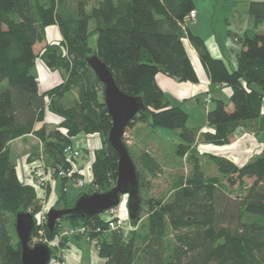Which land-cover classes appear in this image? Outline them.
Segmentation results:
<instances>
[{
    "label": "trees",
    "instance_id": "16d2710c",
    "mask_svg": "<svg viewBox=\"0 0 264 264\" xmlns=\"http://www.w3.org/2000/svg\"><path fill=\"white\" fill-rule=\"evenodd\" d=\"M90 1L0 0V264H21L14 217L18 212L37 213L41 200L40 188L20 179L10 159V142L33 135L41 143L43 158L60 182L57 209L70 207L80 196L71 199L66 188L69 180L56 174L73 167L74 161L63 153L72 137L93 134L102 141L89 166L93 191L105 192L115 184L118 154L106 141L111 119L103 85L86 61L92 54L106 65L120 91L143 100L145 110L125 129L142 123L151 129L178 130L181 143L177 148L180 155L191 159L192 173L177 184L168 202L147 201L146 220L139 224L146 229L144 236L139 231L105 232L103 218L95 215L63 218L52 230L45 224V237L56 236L62 222L68 227L86 226L104 264H264V145L243 164L209 154L218 175L206 178L191 149L198 129L187 127V112L171 105L155 81L157 73L178 82L197 81L184 44L186 37L209 70L211 84H224L232 90L230 112L228 102L213 99L214 106L206 115L212 129L202 132L204 141L225 146L243 122L259 120L263 128L264 32L256 30L264 23V0L248 4L255 32L238 39L241 50L233 71L212 58L204 42L188 31L193 0H94L87 10ZM51 26L59 29L63 51L51 46L41 59L67 77L41 92L33 47L44 40L45 30ZM92 36H96L94 46L89 43ZM73 89L77 97L67 106L65 96ZM47 109L60 119L51 131L46 127ZM38 123L41 126L35 129ZM127 151L136 168L140 197L141 173ZM144 164L150 172L157 166L149 156H144ZM77 176L82 177L76 173L73 177ZM142 210L140 206L132 224L140 223ZM34 235L35 227L31 239Z\"/></svg>",
    "mask_w": 264,
    "mask_h": 264
},
{
    "label": "rangeland",
    "instance_id": "374dc122",
    "mask_svg": "<svg viewBox=\"0 0 264 264\" xmlns=\"http://www.w3.org/2000/svg\"><path fill=\"white\" fill-rule=\"evenodd\" d=\"M94 3V0L90 1V5L87 10H89V8L94 5ZM56 27L52 29L57 35V31H59V29L58 27ZM52 29L46 28L44 40L40 43H37L36 45V76H38V74H40L42 70H47L45 69L47 65L41 59V56L45 52V50L51 46L57 48L59 47L61 35H59L60 39L55 37L53 33L54 31H52ZM95 40L96 36H92L89 41L90 46H94ZM58 49L62 53L63 49L60 47ZM47 68L49 69L47 70V72L53 75H56V71L53 70H60L57 68ZM64 76L67 77L65 73ZM37 78L40 80L39 76ZM186 83L188 82H179L178 84L185 85ZM58 84H60V82ZM257 89L260 91L259 87H257ZM1 90L2 88L0 86V91ZM97 90L101 93L100 87H98ZM163 93L171 105L180 106L185 111H187V113L189 114L187 121L188 128H192L191 126L194 125H196L198 128H203V126H206V115L208 111L211 110L214 106V95L204 94L203 96H201L200 105L198 106L194 98H191L189 95H187V90L184 91V93H181L177 92V90L175 89L170 88L169 91H164ZM206 96L211 99V103L207 106H204L203 99ZM76 97L77 91L76 89H73L69 94L65 96L64 102L67 106H70L73 104ZM263 110L264 106H262V113ZM45 114L47 119L46 127L48 131H51L59 126L60 119L54 113L50 112L47 109ZM204 128L198 129L195 143L193 144V146H191V149L196 151V156L198 157L201 170L203 171L206 178L218 175L214 164L208 159L209 154L220 155L238 164H243L258 152L257 149L260 150L264 145V142H262V140L264 139V129L263 131L258 130L259 132L255 136L251 132L248 133L250 136L244 138H247L246 141H249V143L241 140L242 143L239 144V141H236L235 138L230 137L229 143L227 145L215 146L204 141L202 137V132L206 130ZM178 134V130L151 129L149 126L142 123L134 124L131 130L125 129L122 141L129 152L132 154L136 167L141 173L140 200L143 210L140 212V223L138 222L136 225L132 224L128 217L127 196H123L120 198L121 201L125 202L121 211V215L125 218V226L123 230H120L123 233L129 234L132 231H139L140 234L144 236L146 229L144 227H140L141 225L139 224H143L146 220L148 209L147 201L152 199L154 201L168 202L177 184L182 179L184 181L185 179L190 177L192 173V162L187 154L183 156L180 155L177 147L181 143V139L179 138ZM243 135H246L245 132L242 133V136ZM33 138H29V142L17 141L13 143L10 147V159L16 165L20 179L26 184L32 183L35 185V187H37L33 175L34 171L41 165L46 166V168L44 169L45 172L51 171L52 168H50L49 164L45 162L42 156L43 149L41 143L35 136H33ZM24 140L25 139H23V141ZM71 140L72 143L80 149L81 154L76 160V165H78L79 168L82 169V179L85 182V186L83 188L75 187L73 185V181H69L67 183V194L72 199V197L74 196H81L83 194H90L94 192V189L90 184V172L87 166L89 165L90 161H93L95 149L102 146V141L98 135L93 134H79L75 137H72ZM257 146L258 148L256 149ZM24 147L25 149H27V151H29L28 148L31 149L30 154L32 156L30 157L29 155L28 160V155L24 156L23 153L19 152L20 149H24ZM234 147L236 149H234ZM221 148L226 149L221 150ZM246 149L250 150V152L246 153V157L244 159V157L239 154V150L242 151ZM144 156H149L152 160L155 161L157 166L156 169H154L152 172L149 171L148 167L144 166ZM50 175L51 187L49 189V194L46 196L45 200L43 199L45 192H43L42 189L40 190L39 187V191L37 190L38 196H40L41 201H43V203H40V210L34 214L30 211H26L33 217L39 216V214L41 213H47L51 208H55L57 196L59 195V192L57 193V191H59L60 189V182L58 181V178H56L55 174L51 172ZM62 224L63 227H68L65 226V222H62ZM34 236L36 237V235ZM35 237L31 239V245L35 244V242L39 243L38 240H34ZM74 237L75 236L65 237L61 240H59L55 236L50 240L46 238L45 240H47L48 242L53 241V246L47 243L52 250V257H55L60 252L62 257L61 262L62 264H66L67 258H70L74 261L73 253L75 252V250H77V257L79 258L85 253L88 255L87 264H100V258L98 257V244L94 241V239L92 237H82L81 239H74ZM138 245L140 246L143 244L141 241H139Z\"/></svg>",
    "mask_w": 264,
    "mask_h": 264
},
{
    "label": "crops",
    "instance_id": "0c3cea01",
    "mask_svg": "<svg viewBox=\"0 0 264 264\" xmlns=\"http://www.w3.org/2000/svg\"><path fill=\"white\" fill-rule=\"evenodd\" d=\"M250 1L252 0H193L195 19L194 21L188 23V31L192 35L199 37L204 42L209 55L214 59L221 60L229 71H233L236 68V56L241 50V43L238 39L244 36L245 33L248 36H251L255 32V30H253V18L248 13V4ZM48 28L52 29L54 28V26ZM52 31L54 30L52 29ZM256 31L264 32V23ZM53 33L55 37L59 38V31H57L58 36L55 34V31ZM184 44L189 54L190 62L196 74L197 81L195 83L188 82L185 85H179V82L175 79L170 78L163 73H157L155 76L157 85L163 92L169 91L170 88L175 89L177 90V92L181 93H184V91L187 90V95H189L191 98H194L198 106L200 105L201 96H203L204 94L214 95L213 99H222L228 102L227 110L230 112L233 108L232 104L229 102V98L232 94L231 88L224 84L212 85L210 81L209 70L200 62L195 48L191 45L189 39L186 37L184 38ZM36 45L37 44H35L33 47V51L35 54ZM45 69L49 70L47 67ZM47 70H42L40 74H38L40 80L37 78L38 76H36L38 87L41 92H45L51 89L52 87L56 86L55 84H58L59 82L61 83L66 79V76H64V72L61 69L58 71L52 69L53 71H56V75L48 73ZM254 88L258 90L257 87ZM40 126V123H38L37 125H35V129H38ZM191 127V129L198 128L196 125ZM203 128L206 129L204 131L210 130L208 129L209 126L207 125V120L206 126H203ZM203 128L199 127L198 129ZM263 129L264 127L260 128L259 120L243 122L236 128L231 137L235 138L236 141H239V144L242 143L241 140L249 143V141H246L247 138L244 137L250 136L248 134L250 132L255 136L259 131H263ZM243 132H245V136H242ZM29 138L32 139L33 135H28L24 138L13 140L9 143V148L13 143L17 141L29 142ZM23 139L25 140L23 141ZM262 142H264V139L262 140ZM28 149L29 151H27V149H25L24 147V149H20L19 151L20 153H23L24 156L28 155L27 160L29 158V155L30 157L32 156L30 154L31 149ZM222 149L226 148H221V150ZM234 149L236 148L234 147ZM248 152H250V150L248 149L242 151L239 150V154L242 155L244 159L246 157V153ZM77 252L78 251L75 250V252L73 253L74 261L70 258H67L66 264L88 263V255L85 253L79 258L77 257ZM100 264H104V261L102 259H100Z\"/></svg>",
    "mask_w": 264,
    "mask_h": 264
},
{
    "label": "water",
    "instance_id": "95a60500",
    "mask_svg": "<svg viewBox=\"0 0 264 264\" xmlns=\"http://www.w3.org/2000/svg\"><path fill=\"white\" fill-rule=\"evenodd\" d=\"M87 64L103 85L104 104L111 119L106 137L108 144L117 152V175L113 187L105 192H92L79 196L68 208H51L46 215V225L52 230L63 218L89 219L117 206L120 197L127 196L129 220H135L141 206L136 168L122 137L131 119L145 110L141 97L126 95L116 86L111 72L96 54L86 58ZM34 217L28 212H18L14 217V229L21 248V264H49L52 250L47 244L31 245Z\"/></svg>",
    "mask_w": 264,
    "mask_h": 264
},
{
    "label": "built area",
    "instance_id": "2783aa9c",
    "mask_svg": "<svg viewBox=\"0 0 264 264\" xmlns=\"http://www.w3.org/2000/svg\"><path fill=\"white\" fill-rule=\"evenodd\" d=\"M190 19L192 21H194L195 19V11H191L190 15H189ZM211 103V99L206 96L203 99V105L207 106L208 104ZM248 136V135H247ZM258 148V146L256 147V149ZM257 151L259 152V149H257ZM257 152V153H258ZM64 155L67 157V159H71L72 161H74L73 167L72 169H60L56 172L57 176L59 178H67L69 181H73V185L75 187L78 188H83L85 186V182L82 179V177H78V178H74L73 176L76 174L83 176L82 175V169L79 168L78 165H76V160L79 157L80 153V149L78 147H76L73 143L71 145H68L64 148L63 150ZM43 156V155H42ZM91 161L89 162V165L87 166L89 169ZM46 168V166H39L33 173L34 175V179H35V184L37 187H39L40 189H42L43 192H45V195L43 197V199L45 200L46 198V189L51 186V175L50 173L52 172L53 174H55V170L52 169L49 172H45L44 169ZM32 184V183H30ZM33 185V184H32ZM66 188L68 189V186H66ZM125 196V195H123ZM121 196V197H123ZM120 197V198H121ZM40 203H43V201L40 200ZM125 204L124 201H121V199L119 200V204L117 206L111 207L109 209H107L105 212H103L101 215V217L103 218L104 222H105V232H111V231H115V230H123L124 226H125V218L124 216L121 215V211H122V207ZM47 213H41L39 214V216L34 217L35 219V228H36V237L34 240H38L39 243H44V244H49L51 246H53V241H47L45 240L46 237L44 235V225L46 224L47 218H46ZM99 229H96V232H98ZM70 236H82V237H89V228L86 226H77V227H62L59 230V233L55 236L56 238H58L59 240H61L62 238L65 237H70ZM95 241V240H94ZM96 242V241H95ZM36 243V242H35ZM47 244V245H48ZM57 244V241H56ZM53 255V253H52ZM61 254L59 252V254H57L55 257L51 256L50 262L49 264H62L61 262Z\"/></svg>",
    "mask_w": 264,
    "mask_h": 264
}]
</instances>
